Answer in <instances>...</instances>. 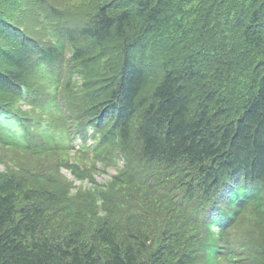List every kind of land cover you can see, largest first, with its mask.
Returning a JSON list of instances; mask_svg holds the SVG:
<instances>
[{"label":"trees","instance_id":"obj_1","mask_svg":"<svg viewBox=\"0 0 264 264\" xmlns=\"http://www.w3.org/2000/svg\"><path fill=\"white\" fill-rule=\"evenodd\" d=\"M63 1L0 0V264H264V0Z\"/></svg>","mask_w":264,"mask_h":264},{"label":"rangeland","instance_id":"obj_2","mask_svg":"<svg viewBox=\"0 0 264 264\" xmlns=\"http://www.w3.org/2000/svg\"><path fill=\"white\" fill-rule=\"evenodd\" d=\"M90 0H64L63 2L64 3H67V4H74V2H80V3H83V4H85V3H88ZM64 12H67V13H72V10L71 9H66V10H63ZM37 30H38V28H36L35 27V29L33 30V31H31V33H34L35 34V32H37ZM26 32V31H25ZM28 33V32H27ZM41 35H42V33H41ZM47 39H49L48 38V36H46L45 38H44V40H47ZM71 158H74V153H71L70 155H69ZM120 165V164H119ZM0 168H1V166H0ZM64 173H65V175H66V177H67V179L68 180H71V175L68 173V172H65L64 171ZM114 173V170L113 169H110L109 171H108V174H100V172H98L97 174H96V176H95V180L96 181H98V182H104L105 180H107L108 179V177H110V175H112ZM78 182L76 181L75 182V185H77L78 186ZM84 184V183H83Z\"/></svg>","mask_w":264,"mask_h":264}]
</instances>
